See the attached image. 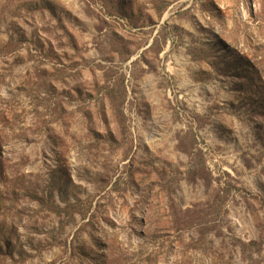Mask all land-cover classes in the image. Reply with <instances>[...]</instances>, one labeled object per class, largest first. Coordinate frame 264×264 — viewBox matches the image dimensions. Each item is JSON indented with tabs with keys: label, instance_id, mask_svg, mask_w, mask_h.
<instances>
[{
	"label": "rangeland",
	"instance_id": "374dc122",
	"mask_svg": "<svg viewBox=\"0 0 264 264\" xmlns=\"http://www.w3.org/2000/svg\"><path fill=\"white\" fill-rule=\"evenodd\" d=\"M0 264H264V0H0Z\"/></svg>",
	"mask_w": 264,
	"mask_h": 264
}]
</instances>
